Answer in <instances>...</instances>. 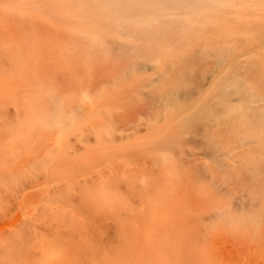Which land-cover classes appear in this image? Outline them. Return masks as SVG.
<instances>
[{"label":"rangeland","instance_id":"374dc122","mask_svg":"<svg viewBox=\"0 0 264 264\" xmlns=\"http://www.w3.org/2000/svg\"><path fill=\"white\" fill-rule=\"evenodd\" d=\"M118 1L120 8L93 0H0V85L8 97L0 129L24 126L45 154L59 146L57 128L45 123L53 101L63 99L69 111L89 91L92 118L67 135L57 176H95L79 187L92 191L109 181L138 201L123 195L128 204H115V221L98 240L77 237L86 242L85 264H116L137 244L145 264H264L259 105L229 117L215 106L230 75L248 93L264 94V0H202L208 9L191 23L166 15L125 29L136 11L129 0ZM186 89L194 95L190 110L166 120L164 99ZM227 100L236 111L237 95ZM204 106L217 109L218 123L181 127ZM36 115L45 118L28 126ZM103 123L115 136L98 142L88 128ZM137 225L143 235L127 233Z\"/></svg>","mask_w":264,"mask_h":264},{"label":"bare ground","instance_id":"6f19581e","mask_svg":"<svg viewBox=\"0 0 264 264\" xmlns=\"http://www.w3.org/2000/svg\"><path fill=\"white\" fill-rule=\"evenodd\" d=\"M207 1L219 3L227 0ZM93 2L107 7L118 4L116 8H120L118 0ZM128 8L136 11V14L134 18L126 16L122 24L124 29L130 22L154 21L166 15L185 18L191 23L197 16H204L208 6L202 0H129ZM144 10L147 11L145 15L138 13ZM125 46L126 48L123 47L125 51H129V46ZM219 58L223 59V54H219ZM243 84L236 75H230L226 84L218 88V101L215 106H218V111L223 112L225 117H229L232 112L244 116L250 104H258L261 117L258 119L260 128L256 139L263 144L264 94L248 93L243 89ZM173 93H175L173 96L164 99L166 120L186 114L190 110V101L194 96L189 89ZM229 94L238 97L239 106L236 111H232L231 106L226 104ZM7 98L0 85V104L8 102ZM79 100L81 103H74L69 111L66 110L63 99L56 98L53 101L54 115L47 117L45 123L53 124L57 128L59 146L51 148L45 154L36 148L33 144L35 141L32 140L33 134L24 126L0 129V264H85L88 257L86 242L91 243L93 237L98 240L104 228H111L112 222L115 221L112 214L115 204L126 207L128 203L122 198L123 195L132 205L138 201L133 192H122L109 181L92 191L80 188L94 181L95 176H83L76 181L73 172L60 173L57 176L59 166L66 161L68 155L67 135L75 134L84 120L92 118L87 113L93 109L89 91L83 93ZM218 111L205 106L195 109L181 127L188 128L194 122L202 124L203 121L218 123L216 116ZM37 115L29 119L28 126H33L36 120L45 118ZM244 120L248 123L253 121L249 116L244 117ZM112 129V124L103 123L88 128V131L96 141L101 142L113 139L115 134H112ZM250 137L246 136L245 140ZM173 142L175 144L176 140ZM138 161L139 159L134 160L135 165L131 166L135 167ZM77 199L79 206L75 209ZM73 210L78 211L75 213L76 220L72 219ZM142 224L143 221L138 223L139 226ZM138 225L135 229L128 228L127 233L143 235ZM134 230L137 232H133ZM77 237H83L86 242L77 243ZM131 243H135L134 238ZM134 247L136 248L133 249L135 251L133 255L122 252L113 262L145 264L139 245Z\"/></svg>","mask_w":264,"mask_h":264}]
</instances>
